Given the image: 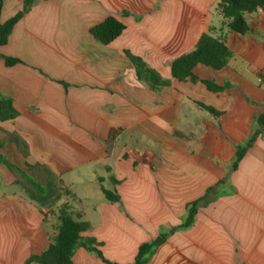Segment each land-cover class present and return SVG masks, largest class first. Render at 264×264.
Instances as JSON below:
<instances>
[{"label": "crops", "instance_id": "1", "mask_svg": "<svg viewBox=\"0 0 264 264\" xmlns=\"http://www.w3.org/2000/svg\"><path fill=\"white\" fill-rule=\"evenodd\" d=\"M216 1L32 0L0 46L1 55L19 59L6 65L0 56V93L17 111L0 127L24 139L28 155L9 142L0 154L25 172L26 164L48 166L68 194L39 205L16 183L20 174L0 163V264H25L43 252L64 202L90 223L83 234L99 242L105 259L132 264L142 242L180 225L187 203L218 185L193 223L170 232L146 264H264V135L231 167L264 111V11L246 14L249 30L241 34ZM23 2L3 0L0 20ZM107 16L125 29L102 44L89 29ZM204 32L224 38L232 56L220 69L197 64L193 73L228 83L222 91L171 75L172 60ZM125 50L170 84L150 89ZM4 136L0 130V142ZM102 187L119 201H108ZM72 261L108 264L83 247Z\"/></svg>", "mask_w": 264, "mask_h": 264}, {"label": "trees", "instance_id": "2", "mask_svg": "<svg viewBox=\"0 0 264 264\" xmlns=\"http://www.w3.org/2000/svg\"><path fill=\"white\" fill-rule=\"evenodd\" d=\"M3 0H0V12ZM32 0H24L21 10L16 12L6 21L0 20V46L4 45L10 35L15 23L28 11ZM216 10L224 19L230 30L244 34L249 30V24L246 14L257 10L264 11V0H217ZM125 29V25L114 16H107L103 21L90 27V34L100 43L108 44L117 38ZM130 62L132 63L136 77L144 81L150 89L160 91L170 84L169 80L164 79L152 67H150L140 56L132 54L130 51H124ZM6 65H13L19 62V59L1 55ZM232 52L225 44L224 38L213 36L210 32L202 33L196 41L194 48L189 52L183 53L174 58L170 65L171 75L173 78L182 81L190 79L193 82H202L209 90L222 91L228 83L218 85L213 80L200 79L193 73V68L197 64H203L213 69H220L228 63ZM195 104L208 111L213 115H218L212 106L201 101H194ZM17 115V111L12 104L11 98L0 93V121L13 119ZM5 136L0 142L14 143L23 156L28 155L27 143L16 132L5 131ZM175 135L183 137L184 135L177 130L173 131ZM117 131H111L108 142L113 139ZM259 134L264 135V111L255 118V128L252 135L245 141L243 145H238L234 160L231 164L232 169L237 167L239 160L242 158L247 147L254 141ZM0 163L5 164L9 170L17 172L22 180L17 181L29 199L35 201L39 205H44L53 198L68 191L60 185V179L56 176L48 166L44 164H26L29 168L25 172L20 167L8 162L5 157L0 154ZM219 186V185H218ZM212 186L206 190L204 195L198 199L187 203L186 214L182 223L168 232H162L155 238L142 242L137 249L132 264H146L149 257L156 249L166 240L167 235L175 229H184L189 227L194 220V215L198 206L206 203L210 195L217 193V187ZM105 198L110 202L119 201V195L112 190L102 187ZM57 218V234L53 237L52 242L40 254L31 256L25 264L32 262L38 264H73L72 257L78 247H83L89 252L95 253L102 261L108 264L112 263L105 259L98 248L99 242L95 238L86 236L83 233L90 228V223L82 218L79 211L70 212L67 202L62 203L58 209Z\"/></svg>", "mask_w": 264, "mask_h": 264}, {"label": "built area", "instance_id": "3", "mask_svg": "<svg viewBox=\"0 0 264 264\" xmlns=\"http://www.w3.org/2000/svg\"><path fill=\"white\" fill-rule=\"evenodd\" d=\"M258 79L260 82H264V72L263 71L260 72Z\"/></svg>", "mask_w": 264, "mask_h": 264}, {"label": "rangeland", "instance_id": "4", "mask_svg": "<svg viewBox=\"0 0 264 264\" xmlns=\"http://www.w3.org/2000/svg\"><path fill=\"white\" fill-rule=\"evenodd\" d=\"M57 213V216H58V212H56ZM52 218V217H51Z\"/></svg>", "mask_w": 264, "mask_h": 264}]
</instances>
